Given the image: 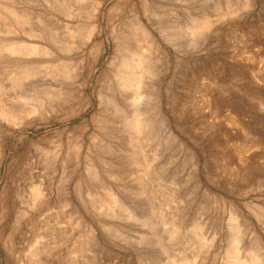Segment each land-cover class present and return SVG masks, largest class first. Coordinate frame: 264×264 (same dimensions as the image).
I'll return each mask as SVG.
<instances>
[{"label":"rangeland","instance_id":"1","mask_svg":"<svg viewBox=\"0 0 264 264\" xmlns=\"http://www.w3.org/2000/svg\"><path fill=\"white\" fill-rule=\"evenodd\" d=\"M0 4L25 19L0 42L52 41L0 58V264H264V0ZM127 47L153 62L138 104Z\"/></svg>","mask_w":264,"mask_h":264},{"label":"bare ground","instance_id":"2","mask_svg":"<svg viewBox=\"0 0 264 264\" xmlns=\"http://www.w3.org/2000/svg\"><path fill=\"white\" fill-rule=\"evenodd\" d=\"M6 3V2H5ZM7 4V3H6ZM5 4V5H6ZM9 4V3H8ZM4 5V4H3ZM8 6V5H7ZM9 8H10V5H9ZM62 10V9H61ZM22 14V13H21ZM10 16V17H12V18H14V19H16L17 21H20V22H22V21H25V19H23L22 20V17H24V16H21L20 15V13L19 12H16V10H13V9H8L6 6H2L1 4H0V19H2L1 17H5V16ZM10 17H8V18H10ZM39 17V16H38ZM37 17V18H38ZM44 17V16H43ZM36 18V17H35ZM195 19V18H194ZM8 20V19H7ZM16 21V22H17ZM44 21V20H43ZM11 22V21H10ZM27 22H28V20H27ZM36 22H37V20H36ZM39 22V21H38ZM4 23V22H3ZM2 23V24H3ZM9 24V23H8ZM25 24H26V22H25ZM30 24V23H29ZM193 24V23H192ZM191 24V25H192ZM41 25H42V23H41ZM196 25V24H195ZM35 26V25H34ZM40 26V25H39ZM50 26V25H49ZM66 26V25H65ZM65 26H64V28H65ZM136 26V25H135ZM45 27V26H44ZM197 27V26H196ZM31 28V27H30ZM33 28V27H32ZM47 28V27H46ZM58 28V27H57ZM201 28H203V27H199L198 26V28H194V30H199L200 31V29ZM205 28V27H204ZM22 29V28H21ZM48 29V28H47ZM63 29V28H62ZM136 35H137V37L139 38H141V40H143L144 42L146 41V42H148V46H149V48H151V49H156V51H157V49L158 48H156V45L154 44V41L152 40V38L145 32V30L144 29H142L140 26H137L136 28ZM44 30H46V29H44ZM49 30V29H48ZM46 31V33L47 32H50V31ZM64 30V29H63ZM62 30V31H63ZM203 30V29H202ZM28 31V30H27ZM61 31V32H62ZM132 32H134L133 30H131ZM199 31H197V32H199ZM24 32V31H23ZM32 32L33 31H31V34H30V37H34L33 39H35V38H38L37 37V35L36 34H32ZM40 32V31H39ZM43 32V31H42ZM51 32H53V31H51ZM50 32V33H51ZM58 32V31H57ZM25 33H27V32H25ZM25 33H24V35H25ZM28 33H30V31L28 32ZM53 33H56V32H53ZM53 33H51V34H49V35H53ZM63 33V32H62ZM63 34H65V31H64V33ZM133 34V33H132ZM58 35H60L59 34V32H58ZM47 36V35H46ZM44 37V40L47 42L45 45V47H40L39 45H36V44H31V43H24V42H26V41H24L23 43H20V41L19 42H9V41H7V42H5V40L3 41V42H0V58L1 57H5V59H6V56L8 57V59H9V57H14V59L15 58H17V57H31V56H35V57H42V56H49L50 54H51V36L50 37ZM25 37H27V36H25ZM30 37H29V39H30ZM40 38H41V36H39ZM62 37V36H61ZM76 37V36H75ZM50 38V39H49ZM32 39V40H33ZM52 39H54V35H53V38ZM61 39V38H60ZM63 39V38H62ZM1 40H3V39H1ZM14 40V39H13ZM28 40V39H27ZM36 40V39H35ZM41 40V39H40ZM17 41V40H16ZM34 41V40H33ZM32 41V42H33ZM53 41H55V40H53ZM62 41V40H61ZM65 41V40H64ZM140 41V40H139ZM29 42V41H28ZM31 42V41H30ZM36 43V42H35ZM55 43H57L58 44V42H55ZM65 43H63V44H60L61 46L62 45H64ZM59 45V44H58ZM53 46H56V45H53ZM58 47V46H57ZM60 47V46H59ZM66 47V46H65ZM145 47V46H144ZM53 50V49H52ZM64 51H66V49L64 48L63 49ZM129 51V52H128ZM53 52V51H52ZM127 52L129 53V56H131V55H134V61H132L131 62V64L130 65H128V63L127 62H130V61H122V62H124L125 64H123V63H121V64H123L124 66H123V74H121V76H120V78L119 79H116V80H118V83H117V86H118V88L120 89V91L122 92V93H125V94H128L129 92H132L131 94H133L132 96H133V102H134V104H138V103H140L141 101H142V99H143V97L144 96H142L143 94H146L147 95V91H149V90H147V87H146V85L145 86H143V81L145 82V80H143L144 78H145V74H147V73H150L151 72V63H153V62H151L150 61V58L148 57V58H146V57H144L143 55H136V53H131L132 51H130V49L127 47ZM81 55V54H80ZM47 58V57H46ZM50 58V57H49ZM13 59V58H12ZM127 59V58H126ZM17 59H15V61H16ZM51 60V59H50ZM8 61V60H7ZM10 61V60H9ZM14 60H12V62H13ZM4 62H6V61H4ZM11 62V61H10ZM10 62H8V63H10ZM21 62V61H20ZM1 63V62H0ZM14 63V62H13ZM50 63V62H49ZM6 64V63H5ZM14 64H17L16 62L14 63ZM44 64V63H43ZM11 65H13V64H11ZM44 65H46V64H44ZM0 66H2L1 64H0ZM16 66V65H15ZM15 66H14V68H15ZM42 66V65H41ZM62 66V65H61ZM7 67V66H6ZM9 67V66H8ZM43 67V66H42ZM49 67V66H48ZM51 67V66H50ZM53 67V66H52ZM13 68V67H12ZM30 68V67H29ZM28 67L27 68H15V70H14V72H16V73H19V74H17V75H22V77H23V75L24 76H26V75H29L30 76V74H32V72L35 70V69H40V68H30L29 69ZM55 69H57L56 67H54ZM50 69H52V68H50ZM74 69V68H73ZM122 69V68H121ZM120 69V70H121ZM6 70V69H5ZM11 70V69H10ZM9 70V71H10ZM42 70V69H41ZM52 70H54V69H52ZM51 70V71H52ZM8 71V73H6V74H9L10 72ZM47 71H50V70H47ZM50 71V72H51ZM56 71V70H55ZM7 72V71H6ZM13 72V71H12ZM5 74V73H4ZM14 74V73H13ZM13 74H11V75H13ZM0 75H2L1 73H0ZM35 76V75H34ZM48 76V75H47ZM20 77V76H19ZM18 77V78H19ZM16 78V77H15ZM77 79V78H76ZM14 80V79H13ZM16 80V79H15ZM10 81V80H9ZM52 82H54V81H52ZM48 83V82H47ZM2 86L3 85H0V92L2 91ZM62 86V85H61ZM16 87V86H15ZM117 88V89H118ZM149 88V87H148ZM118 89V90H119ZM141 89H142V91H141ZM47 91V90H46ZM3 92V91H2ZM119 92V91H118ZM51 93H53V92H51ZM50 93V94H51ZM2 94V93H1ZM38 94V93H37ZM49 94V93H48ZM121 94V93H120ZM70 96V95H69ZM124 97H125V95H124ZM51 98V97H50ZM111 98V97H110ZM112 98H113V96H112ZM110 100V99H109ZM123 100H126V99H123ZM130 100V99H129ZM131 100V101H132ZM144 100V99H143ZM111 101V103H113L112 102V100H110ZM110 101H109V103H110ZM128 102V101H127ZM132 102V103H133ZM113 104H116L115 102L113 103ZM52 106V105H51ZM116 106V105H115ZM118 106H120V105H118ZM134 106H136V105H134ZM58 107V106H57ZM116 108H117V106H116ZM11 109V108H10ZM118 111H119V108L117 109ZM18 111V110H17ZM20 111V110H19ZM117 112V111H116ZM120 112V111H119ZM122 112V111H121ZM113 113V112H112ZM22 114V113H21ZM135 114H137V113H135ZM134 114V116H135V119H133L134 121H133V123H131L130 124V126H131V132H132V130H134L135 132H134V134L135 133H137V135H138V133L140 132V129H141V127H142V124H140V123H142V120H141V122H140V119H141V117H139L138 115L136 116ZM139 114V113H138ZM23 115V114H22ZM21 115V116H22ZM140 115V114H139ZM17 116V115H16ZM16 116H15V113L14 112H12V111H10V110H8V108H4L3 106H1V103H0V120L1 119H4V120H8V121H14L13 123H15L16 121H18L19 122V120H18V118H16ZM18 116H20V114H18ZM133 116V117H134ZM20 118V117H19ZM21 120V119H20ZM128 120V119H127ZM130 120H132V118L130 119ZM22 121V120H21ZM126 121V120H125ZM146 121V120H145ZM127 122V121H126ZM128 122H130L129 120H128ZM17 123V122H16ZM104 123V122H103ZM125 126H126V123L124 124ZM125 126H124V128H125ZM130 126H129V128H127L128 130L130 129ZM151 126V124L149 125V127ZM105 127V126H104ZM109 127V126H108ZM107 127V128H108ZM105 129V128H104ZM108 130V129H107ZM147 130V129H146ZM150 131H151V128L149 129ZM112 131H114V130H112ZM125 131H126V129H125ZM105 132H106V129H105ZM142 132V131H141ZM140 132V133H141ZM146 132V131H145ZM109 133V132H108ZM108 133H107V135H108ZM133 133V132H132ZM132 133H130L129 132V134H131L132 135ZM110 134V133H109ZM133 134V135H134ZM144 134V133H143ZM106 135V136H107ZM139 135H141V134H139ZM136 136V134L134 135V137ZM148 136V135H147ZM109 137H110V135H109ZM133 137V136H132ZM139 137V136H138ZM137 137V138H138ZM146 137V136H145ZM140 139V138H139ZM135 140V139H134ZM137 141H138V139H136ZM136 141V142H137ZM140 141V140H139ZM141 142V141H140ZM134 144H136V143H134ZM138 144V143H137ZM103 145V144H102ZM139 145H140V143H139ZM139 145H137V146H139ZM103 146H105V145H103ZM136 146V147H137ZM106 147L107 146H105V148H104V150H106V152L107 153H109L108 151H107V149H106ZM141 146H139L137 149L139 150V149H141L140 148ZM98 148V147H97ZM109 148V147H108ZM144 148V147H143ZM103 150V149H102ZM101 150V151H102ZM109 150H111V149H109ZM42 152H44V151H42ZM106 152H105V154H106ZM140 152H141V150H140ZM139 152V153H140ZM136 154V153H135ZM101 155H102V153H101ZM138 155H140V154H138ZM138 162H140V161H138ZM141 163V162H140ZM142 165V164H141ZM145 169V168H144ZM143 173V172H142ZM149 173V172H148ZM44 178V177H43ZM32 185H33V183H31ZM40 184H42V183H40ZM35 189V188H34ZM146 189V188H145ZM145 192V191H144ZM114 194V193H113ZM113 200V199H112ZM114 201V200H113ZM112 201V202H113ZM114 203V202H113ZM112 204V203H111ZM17 217V216H16ZM43 221V220H42ZM47 221V220H46ZM45 222V221H44ZM46 223V222H45ZM43 226V225H42ZM46 226H47V223H46ZM45 226V227H46ZM40 227V226H39ZM40 230V229H39ZM37 233V232H36ZM35 233V234H36ZM34 234V235H35ZM236 241V240H235ZM237 242V241H236ZM36 244H38V243H36ZM234 244H236V243H234ZM35 247V246H34ZM234 247H235V245H234ZM34 249V252L31 254V256H32V259H30L31 260V264H41L39 261H38V254L41 252V251H39V253H36V252H38L37 250H35V249H38V247H36V248H33ZM235 249V248H234ZM185 261V260H184ZM184 261H182V263H180V264H186ZM173 264H177V263H173ZM242 264V263H241Z\"/></svg>","mask_w":264,"mask_h":264}]
</instances>
